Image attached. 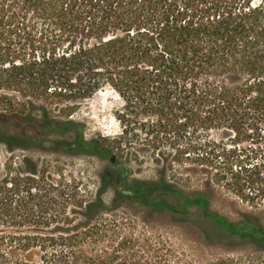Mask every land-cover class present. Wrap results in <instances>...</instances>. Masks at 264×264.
<instances>
[{
  "label": "trees",
  "instance_id": "1",
  "mask_svg": "<svg viewBox=\"0 0 264 264\" xmlns=\"http://www.w3.org/2000/svg\"><path fill=\"white\" fill-rule=\"evenodd\" d=\"M6 62L0 89L24 100L13 110L15 98L0 97L1 109L11 105L0 111L7 151L49 148L110 159L104 140H87L70 118L82 101L109 89L124 102L121 123L130 110L152 113L148 139L186 141L198 158H214L218 176L245 174L257 185L247 195L253 203L264 199V151L252 163L257 153L213 136L264 141V0H0ZM111 166L94 198L83 201L75 182L51 181L28 156L20 165L9 158L0 171V264H191L162 241L137 235L133 223L105 218L120 202L181 216L197 209L220 241L264 252V224L255 217L232 220L212 209L206 192L186 193L164 177L129 178L117 160ZM107 185L114 190L110 208Z\"/></svg>",
  "mask_w": 264,
  "mask_h": 264
},
{
  "label": "rangeland",
  "instance_id": "2",
  "mask_svg": "<svg viewBox=\"0 0 264 264\" xmlns=\"http://www.w3.org/2000/svg\"><path fill=\"white\" fill-rule=\"evenodd\" d=\"M8 64L10 63H0V69L8 68ZM3 78H0V81ZM3 95L15 98L12 101L13 110L19 108L20 103L24 101L17 90L1 88L0 97ZM8 104L9 102L2 107L10 110L11 105ZM6 109L0 108V111ZM51 112L57 115L58 110L54 107ZM122 112H126L124 102L112 90L105 89L82 101L70 118L83 125L84 137L87 140H104L117 162L129 169V178L148 182L164 177L167 181L177 183L186 193L197 190L206 192L210 195L212 209L232 220H244L251 215L264 224V199L253 203L247 198L250 190L257 188V185L253 187L245 182V174L239 175L242 180L233 179L231 174L218 176L214 158H198L201 152L196 153L197 151L185 148L186 141L179 140L175 143L167 139H148L146 133L151 129L155 115H145L139 110L131 113L130 110L129 121L123 124L118 118ZM123 130L127 131V134L123 135ZM213 136L214 139L218 137L219 142L229 148L236 147L253 156L257 153L252 163L262 160L264 141L261 139H233L230 135L220 137L215 133ZM40 140L44 139H39V142ZM25 156L38 162L41 172L47 170L51 181L75 182L73 184L77 190L84 192L83 201L94 198L103 184L102 176L113 170L110 159L101 160L88 154H71L49 148L15 149L9 152L0 144V171H3L2 167L9 158L20 165ZM179 156L181 162H177L176 158L179 159ZM260 171L264 174V168ZM103 197L110 208L114 198L113 187L107 185ZM199 215L200 211L194 208L190 209V215L181 216L167 211H152L142 202H120L117 210L105 214L104 217L117 218L127 225L133 223L137 235L151 237L153 241H162L166 249L183 255L191 264H207L211 259L219 257L230 258L233 264H264L263 251L249 243L238 241L229 245L220 241L216 233H210V225L204 223ZM128 231L129 228L126 227V232ZM206 234L213 237L212 243L207 242Z\"/></svg>",
  "mask_w": 264,
  "mask_h": 264
},
{
  "label": "flooded vegetation",
  "instance_id": "3",
  "mask_svg": "<svg viewBox=\"0 0 264 264\" xmlns=\"http://www.w3.org/2000/svg\"><path fill=\"white\" fill-rule=\"evenodd\" d=\"M110 162H111V158H110ZM115 163H116V159H115V162L114 163L111 162L112 165H114ZM108 181H109L110 185H113L114 184L112 179H108Z\"/></svg>",
  "mask_w": 264,
  "mask_h": 264
},
{
  "label": "water",
  "instance_id": "4",
  "mask_svg": "<svg viewBox=\"0 0 264 264\" xmlns=\"http://www.w3.org/2000/svg\"><path fill=\"white\" fill-rule=\"evenodd\" d=\"M111 162L114 163L115 162V156L111 157Z\"/></svg>",
  "mask_w": 264,
  "mask_h": 264
}]
</instances>
